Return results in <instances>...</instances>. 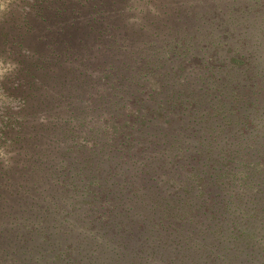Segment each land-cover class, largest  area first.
I'll use <instances>...</instances> for the list:
<instances>
[{
	"label": "trees",
	"instance_id": "16d2710c",
	"mask_svg": "<svg viewBox=\"0 0 264 264\" xmlns=\"http://www.w3.org/2000/svg\"><path fill=\"white\" fill-rule=\"evenodd\" d=\"M77 1L72 3L71 11L65 5L58 6L56 15L51 19L38 13L43 26L56 33L53 32V42H47L46 47L50 52L47 55L43 52L35 54V66L43 69V63L49 59L56 61L55 63L61 62V65L68 61L70 70V65L74 66L78 61L72 68L75 71L79 67L78 63L82 62V54L88 53L87 47L93 48L90 37L93 41L110 37L115 43L121 44V38L131 30L141 40L139 47L132 49L134 59L146 61L140 66L126 63L125 67L134 65L130 68V74L132 79L138 81L139 86L146 85V75H156L159 87L156 92L151 91L148 95L156 107L152 105L149 109L146 97L135 96L134 99L137 102L140 100L139 105L147 108V112L142 113V109L138 107L129 109L128 115L135 114L141 131L144 130L143 127L149 126H159L161 129L163 123L156 118L157 115L169 125L167 129L164 128L166 130L162 136L155 134L153 149L162 148L163 154L156 151L145 162L138 161L140 155H136V151L125 157V160L130 159L129 164L141 181L140 185H136L131 176L125 179L124 186L134 188L132 194L136 197L133 204L126 205L119 211L113 209L97 213L96 219L104 229L106 238L109 237L107 241L110 242L117 235L114 240L120 243L123 251L118 253L123 256L135 258L139 252L146 251V257L140 256L142 262L136 259L134 264H153L152 259L157 264H245L244 257L264 264V247L254 250L253 246L259 234L264 237V102L247 99L259 91L255 90L254 82L248 87L245 85L247 80L258 77H262L264 81V66L253 61L257 56L264 60L263 0H223L225 4L228 3L226 6L212 7L210 11L194 6L195 2L191 0V5L187 7L190 13L182 9L183 4L174 6L175 0H152L148 1L150 5L147 11L139 12L141 15L138 21L133 20L135 13H130L127 9L130 0H81V6L77 5ZM184 3L188 4L189 0ZM84 11L88 15L85 19L80 18ZM114 11L118 12L120 20H125V29H120L124 22L117 23L119 28L110 23L115 19ZM118 15L116 17L119 18ZM71 16L73 18L68 19ZM24 21L29 31H34L38 26L30 17ZM115 27L119 31H114ZM40 39L42 43L47 41V37ZM227 39L231 41H226ZM162 41L165 43L160 44ZM238 41L248 46H236L235 42ZM208 42L212 43L215 51L207 56L206 53L199 56L202 51L197 50L203 49L199 46ZM78 44L87 50L81 51ZM225 50L229 60L223 57ZM99 52L105 55L104 51ZM197 54L204 71L200 73L195 69L194 72L187 73L185 63H191ZM84 60L85 70L80 72L84 73L83 77H79L78 71L73 72L78 74L74 79L71 78L72 82L65 80L66 73L49 76L48 80L40 83V88L44 86L46 105L43 102H33L29 108L47 107L48 102H51L50 109H54L56 119L61 118L63 121L54 122V126H64L63 136L66 142L63 138L55 137L49 152H44L37 150L36 142L41 139L37 137L38 132L36 136L27 133L29 124L24 120L26 115L23 121L15 122L12 126L6 125L11 128L8 132L11 136V149L24 148L23 152L20 151V156L26 158L24 168L31 169L29 172L33 175L34 182L32 184L29 177L21 180L29 189L31 184L37 187L41 181L43 184L52 181V197L56 199L62 196L65 189L57 187L59 179L55 170V166L60 164L65 187L72 185L76 190V202L80 203V198L87 196V203L96 204V199L106 200L110 196L112 185L117 184L112 179L113 175L128 170L114 161L116 154L107 148V144L124 146L128 134L133 135L134 126L125 125L127 122L124 125L117 122L115 125L119 128L108 132L101 129L97 122L89 121L91 112L97 111L98 115V110H105L106 97L102 93L97 97L96 92L91 89V105L83 103L84 93L90 88L87 82L92 80L87 73L93 64L91 55ZM261 62L264 64V61L261 60L260 64ZM109 64L113 67L116 63L110 61ZM123 64L124 62L120 66ZM27 72L30 73V70ZM125 73L120 71L119 75L114 76L111 70L107 71L105 78L110 86L105 88L109 89L108 92L113 89L112 94H115L119 90L124 91L123 86L127 88V84L123 83ZM30 77L34 78L35 74L31 73ZM191 77L201 84L200 88L193 85L194 79ZM113 78L114 83L110 81ZM177 78L186 79L187 84L183 89L169 86ZM52 92L56 95L51 101ZM163 93L168 96L167 103L163 102ZM121 107L124 106L121 104L117 108ZM253 107L258 108L255 110ZM79 127L87 128L91 146L97 147L90 148L86 156L82 147H76L83 131ZM56 129L57 127L53 131ZM106 131L110 134L108 140L102 136ZM100 138L105 142H101ZM149 146L148 144L145 148ZM126 148L130 151L129 147ZM106 149L109 156L104 158L115 163L109 164L113 166V175H110L108 169L100 168L92 157V154L95 156ZM72 151L76 152V158L71 156ZM42 152L45 153V158L42 157ZM165 153H168L166 158ZM11 159L13 163L19 160V152L13 153ZM55 162L59 164L55 165ZM48 165H52L53 169H48ZM13 170L15 169L9 168L7 174L6 169H0V205L3 204L1 200L10 202L16 199L12 197L10 184H2L7 175L19 174V169L18 172ZM99 172L103 175H99ZM14 186L13 181L11 187ZM81 188L85 190V195L79 193ZM113 189H117L115 192L118 198L124 200V187ZM229 189L248 191L250 203H254V206L250 204L246 209L243 196L237 192L229 193ZM252 206L255 208L254 213ZM76 207H83V213L87 210L82 203ZM57 209L62 208L58 206L54 211ZM94 210L99 209L94 207ZM3 213L7 216L6 211ZM156 227L161 232L156 234ZM141 232L148 234L146 239L150 238L146 248L135 247V240L142 235ZM166 242L169 244H165ZM113 246H116L115 242Z\"/></svg>",
	"mask_w": 264,
	"mask_h": 264
},
{
	"label": "rangeland",
	"instance_id": "374dc122",
	"mask_svg": "<svg viewBox=\"0 0 264 264\" xmlns=\"http://www.w3.org/2000/svg\"><path fill=\"white\" fill-rule=\"evenodd\" d=\"M74 1L77 0H4L7 7L5 11L0 12V61H3L6 67L9 63L16 65L15 69L6 73L3 78H0V97L4 98L0 99V149H3L5 153V157H0V169H6L7 174L8 169H11V167L15 169L13 170L15 172H18L17 170L19 169V174L15 175L13 173L12 176L7 175L6 179L2 180L3 185L4 183L10 184V190L13 192L12 197L13 199H16L10 202L1 200L3 204L1 203L2 205H0V264H134L136 259L142 262L140 260L141 255L143 257H146L147 255L146 251L139 252V255L135 258L119 254L118 252H122L123 250L120 248V243L114 240V237H117V235L113 236L111 241L108 242L107 239H109V237L106 238V235H104V229L101 227V224L98 223L96 216L97 213L102 210L116 209L119 211L124 209V206L134 203L133 200L136 197L132 194L134 188H131L132 186L125 187L124 182L127 180V177L129 178V176H131L130 178L134 179L135 184L140 185L141 178L139 175L134 174V170L129 164L130 159L125 160L127 155L136 151V155H140L138 161L145 162L147 157L153 153L155 154L156 151L163 154L162 148L153 149V146L156 143V141H154L155 136H162L164 131L169 126L164 119L159 115H157V117L155 116L161 123H163V127H160L162 130L159 129V126H149L143 127L144 130L141 131L138 129L137 124L139 123V119L137 117L135 118V114L128 115L129 109H137L138 107L142 109V113H145V111L147 112V108L139 105L140 100L137 102V100L134 99L135 96L146 97V104L149 106V109L152 108V105L156 107V104L150 99V97H148V95L151 91L156 92V90H158L156 89L159 87L157 85L158 79H156V75H146L145 78L148 79L147 81L146 79L144 80V83L146 81V85L139 86L138 81L131 78L130 73L132 72L130 71V68L134 67V65L126 68V63L140 66L141 63L144 64L146 61V59H134L132 49L138 48L141 40L139 39V36L131 30L127 31V35L121 38V44L115 43L113 38L110 37L104 38V41H100V39L93 41L90 37V45H92L93 48L91 49L90 46L87 47L89 48V51L86 55L84 53L82 54V62L78 63L79 67L75 71L72 70V68L76 66L78 61L74 66L70 65V70L68 69V61L61 65V62L55 63L56 61H51L50 59L47 60L46 63H43V66H45L43 69L37 68L35 66L36 64L33 62L35 54L43 52L44 55H47L50 52L48 47H46L47 42L50 40V43H52L53 34L56 33L55 31H50V29L48 31L46 26H43L38 13L43 15L42 17H48L51 19L54 14L56 15V9L58 6H61V4L67 6L69 11H71L73 5L72 3ZM148 1L152 0H130L129 7H127V9L130 10V13H135L133 20L138 21L137 19L139 15H141L139 12H145L148 10L150 5V2ZM184 1L185 0H179L176 2L175 0L173 5L176 6L177 4H183L182 9H185L186 13H190V10L187 7L191 5V0H189L188 4H185ZM81 2V0L77 1V5L81 6ZM194 2V6H199L202 10L208 11H210L212 7L226 6V4H228H225L223 0H194ZM69 11L67 12L70 13ZM114 12L116 13H113L114 16H112L115 19L114 21L111 20L110 23L119 28L117 23L124 22L121 24L122 28L120 29H125L127 27L125 20H120L121 18L118 15V12ZM80 15V18L84 17L85 19L86 16L88 17L85 11L81 12ZM116 15H118L119 18L116 17ZM28 17L33 19L35 23H38H36L38 26H36L34 31H29L25 25L26 21H24V19ZM71 18H73V16L68 19ZM106 22H109V20ZM242 25L244 26L245 24L242 23ZM110 28L112 29V27ZM114 31L119 30L115 27ZM3 34L5 36H3ZM40 37H47V41L42 43V39H40ZM87 39H89V37H87ZM238 39L240 40L241 37H238ZM226 41H231V39H227ZM164 43L165 41L160 42V44ZM235 45L241 47L248 46L243 44L242 41L235 42ZM78 47L81 51L87 50V48L85 49L79 44ZM199 47H203L202 50H197L202 51L199 53V56H203L202 54L204 53H206L205 56H207L215 51L211 42L203 43ZM227 47L228 45H226V48ZM99 51H104L105 55L101 54ZM111 53L114 55H110ZM89 55L92 57L91 61L93 64L87 74L92 80L87 82L90 88L84 93L83 103L91 105L90 102L93 100V96H89L91 89L96 92L95 95L97 97L100 93L106 97L105 110H98V115L97 111L91 112L88 117L89 121H91V123L97 122L98 125L101 126V129H106L108 132L119 128L118 125H115L117 122L122 125L127 122L125 125H129V127L134 126V133L132 136L128 134L126 137L127 142L124 146H110V142V145L106 143L108 146L107 148H110L112 153L116 154L114 161L119 162L124 170L128 169L124 173L119 172L116 175H113V172H111L113 166L109 164H115L114 161L104 158V156H109L107 149L103 150L102 153L98 152L99 154L95 156L92 154L93 159L99 163V167L105 168L106 170L108 169L110 175H113L112 179L117 181L116 183L118 185L113 184L112 191L109 192L110 196H108L106 200L96 199V204L87 203V196L80 198V203L84 204L87 208V210L84 211L85 213H83V207H81L82 209H80V207H76L79 206L80 203L76 202L77 198H75V188L72 185H66L67 187L64 185L66 182L63 181V176L61 175L63 170L62 168L60 169L61 165L59 163L55 162V165L59 164L55 166L56 176L59 181H57L55 176L54 178L57 181V187L59 189H65V192L61 194L62 196H58L56 199L52 197L51 190L54 188L52 181L45 184L41 181L37 187L32 186L34 178L33 175H30L29 171H31V169L24 168L26 158H22L20 156V151L23 152L24 148L17 147L15 149H11L12 146H10L11 143L9 140L11 139V136L10 133H8L11 128L7 127L6 123L12 126L15 122L23 121V117L26 115L24 120L29 124L27 127V133H32L36 136L35 134L38 132L37 137H41V139L36 142V144H38L37 150L41 149L44 152H49L48 149L51 147L53 142H55V137L58 139L63 138L65 141L66 138L63 136L64 126H54L56 125L54 122L59 120H61V122L63 121L61 118L56 119L57 117L53 112L54 109H50L51 102H48L49 104L47 107L41 106L38 109L31 110H29V108L33 102H43V105H46L47 102L44 86L42 85L40 88V83L44 80H48L49 76L54 77L57 74L63 75L66 73L65 80L70 82H72L71 78L74 79L75 75L78 73L79 77H83L84 73L80 74V72L85 70L83 65V63H85L84 58ZM223 57H226L227 60H229L226 50ZM195 58L196 59L193 61H190L191 63H185L187 73L194 72L195 69H198L200 73L204 71L200 65L201 60L197 59L199 58L198 54ZM261 60L264 61L263 57L257 56V59L253 61H257L259 66H264L263 62L260 64ZM110 61H113L116 64L111 67L109 64ZM122 62H124V64L123 66H120ZM164 68L159 69L163 71ZM28 69L30 70V73L27 72ZM61 69H63V71ZM109 70L114 73V76L119 75L118 73L120 71L126 72L124 74L126 79L124 80L123 78V83L127 84L128 90L123 86L122 88L124 91L119 90L115 94H112L113 89H111L108 92L109 89L105 87H109L110 82L108 83V79L105 78V75ZM76 71H78L77 74L73 73ZM31 73L35 74L34 78L30 77ZM197 76L198 74L195 75V78ZM195 78L191 77V79H194L193 85L200 88L201 84L197 83ZM114 80L115 78L110 81L114 83ZM164 80L166 81V79ZM164 80L162 82L165 83ZM171 82L173 83L169 84V86L174 89H183L187 84L186 79L181 78H177ZM252 82H254L255 90L259 92L255 93L252 97H247V99L253 102H264V81L262 80V77L247 80L245 85L248 87ZM95 83L96 87H94ZM55 95L56 93L52 92L50 97L51 101L55 98ZM162 97L164 98L163 102H166L168 97L166 96V93H163ZM114 101L117 103H114ZM133 101H136L135 104H133ZM121 104L124 107L117 108ZM127 108L128 110H126ZM257 108L258 107H253L255 110ZM134 119H136L135 122ZM56 127L57 129L53 131ZM80 128L83 129V131H81L82 133L80 134V143L76 144V147H82V152H84V156H86L89 154L90 148L96 149L97 147L91 146V139L88 137L89 133L87 128L79 127V129ZM107 131L102 134V136L104 135L106 137V140L110 138V134ZM100 139L101 142H105L102 138ZM148 144L150 146L145 148ZM33 145L34 143L30 146L31 149H28L32 150ZM126 147H129L130 151ZM17 151L19 152V160H16V162L13 163L11 157L13 153H17ZM75 151L71 152V156L73 158L77 157L75 155ZM120 155H122V157H120ZM167 155L168 153H165L164 158H166ZM42 157L45 158V153L43 152ZM234 164H236V162ZM51 166L52 165H48L46 167L48 169H53ZM58 173L60 176H58ZM98 174L103 175L101 172ZM69 175L68 178L70 179ZM9 177L12 178L9 180ZM28 177L31 178L32 183L30 189L21 180ZM160 179L162 180L161 177ZM13 181L15 182V186L11 187V183ZM113 187H124L122 190L124 200H120L118 198L117 193L115 192L117 189H113ZM175 187L177 188L178 186ZM226 188H228V186H226ZM86 191H89V189H86ZM124 192L126 193L124 194ZM231 192H237L243 196L244 199H241H243L246 209L250 204L254 206V203H250V193L248 191H243L241 189H229V193ZM79 193H84L85 195V190H82L81 188ZM6 197L8 196L6 195ZM57 200L58 202H54ZM58 206H60L63 210L57 209L54 211V209ZM253 206L251 209L254 210V213L255 208H253ZM94 207L99 210L95 211ZM108 207L111 209H108ZM92 208L93 210H90ZM3 211H6L7 216L4 215ZM120 218H123V216L120 215ZM147 228L148 226L146 229ZM155 230L156 234L161 232L159 227H156ZM146 235L148 234L142 233V235L135 240V247L146 248V245H148L150 241V238L146 239ZM260 235L262 234H259L258 237H256V240H254V250L264 247V237H261ZM113 241L116 243V246H113ZM165 244L168 245L169 242H166ZM243 259L245 260V264H259L258 261L253 262L255 259L251 260L247 257H244ZM201 260L203 259L201 258ZM152 263L157 264L153 259Z\"/></svg>",
	"mask_w": 264,
	"mask_h": 264
},
{
	"label": "clouds",
	"instance_id": "9594fccd",
	"mask_svg": "<svg viewBox=\"0 0 264 264\" xmlns=\"http://www.w3.org/2000/svg\"><path fill=\"white\" fill-rule=\"evenodd\" d=\"M6 4L4 0H0V12H3L6 10ZM16 65L9 63L7 67L5 66L3 61H0V78H3L6 73L12 71L15 69ZM0 99H4L3 97H0ZM0 157H5V153L3 149H0Z\"/></svg>",
	"mask_w": 264,
	"mask_h": 264
}]
</instances>
